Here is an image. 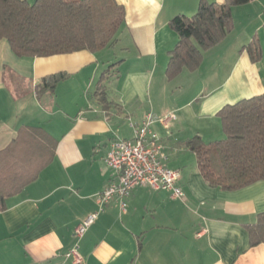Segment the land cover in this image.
Masks as SVG:
<instances>
[{
    "label": "crops",
    "instance_id": "obj_1",
    "mask_svg": "<svg viewBox=\"0 0 264 264\" xmlns=\"http://www.w3.org/2000/svg\"><path fill=\"white\" fill-rule=\"evenodd\" d=\"M114 1L124 22L100 52L18 58L0 40V152L22 128L42 131L39 149L53 151L37 179L0 212V264H74L66 256L74 247L82 264H264V244L251 247L247 232L264 213V181L233 192L210 188L183 146L195 136L205 144L223 139L217 113L264 93V0L234 7L233 30L203 53L197 71L172 81L165 71L178 37L169 22L192 17L200 0ZM253 37L262 49L256 63L245 50ZM113 64L104 108L94 93ZM55 74L66 78L38 97L36 86ZM147 114L166 167L180 173L183 197L136 187L124 209L111 203L76 238L74 228L98 211L109 184V144L130 140Z\"/></svg>",
    "mask_w": 264,
    "mask_h": 264
},
{
    "label": "trees",
    "instance_id": "obj_2",
    "mask_svg": "<svg viewBox=\"0 0 264 264\" xmlns=\"http://www.w3.org/2000/svg\"><path fill=\"white\" fill-rule=\"evenodd\" d=\"M252 0H224L211 4L200 0L192 17L177 16L169 22L178 42L169 52L165 75L174 80L183 71L195 72L203 53L219 44L233 30L232 9ZM125 11L114 0H0V40L5 39L18 57L47 58L80 51L97 53L112 46L124 22ZM245 50L252 63L262 59V49L253 37ZM117 64V63H116ZM108 67L96 84L94 95L108 106L104 82ZM66 75L46 77L36 86L39 97L54 93ZM224 138L205 144L195 136L183 146L195 156L196 166L210 188L233 192L264 181V93L223 107L218 113ZM39 129L22 128L17 138L0 152V212L6 200L20 194L47 166L53 151L39 149ZM249 244H264V213L247 227Z\"/></svg>",
    "mask_w": 264,
    "mask_h": 264
},
{
    "label": "built area",
    "instance_id": "obj_3",
    "mask_svg": "<svg viewBox=\"0 0 264 264\" xmlns=\"http://www.w3.org/2000/svg\"><path fill=\"white\" fill-rule=\"evenodd\" d=\"M153 122V116L147 114L138 126L131 124L133 137L130 140L115 139L109 144L105 158V165L111 172L109 184L98 195V211L88 215L74 228L76 238H81L111 203H118L124 209L126 199L136 187L146 186L154 191H168L173 198L183 197L177 186L180 173L166 167L162 146L151 129ZM66 256L72 258L74 264H82L77 247Z\"/></svg>",
    "mask_w": 264,
    "mask_h": 264
},
{
    "label": "rangeland",
    "instance_id": "obj_4",
    "mask_svg": "<svg viewBox=\"0 0 264 264\" xmlns=\"http://www.w3.org/2000/svg\"><path fill=\"white\" fill-rule=\"evenodd\" d=\"M192 160H193V158H192Z\"/></svg>",
    "mask_w": 264,
    "mask_h": 264
}]
</instances>
